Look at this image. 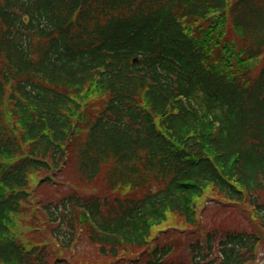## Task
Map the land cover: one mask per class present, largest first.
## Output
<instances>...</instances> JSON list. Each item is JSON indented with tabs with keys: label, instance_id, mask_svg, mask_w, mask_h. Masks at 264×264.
Masks as SVG:
<instances>
[{
	"label": "trees",
	"instance_id": "1",
	"mask_svg": "<svg viewBox=\"0 0 264 264\" xmlns=\"http://www.w3.org/2000/svg\"><path fill=\"white\" fill-rule=\"evenodd\" d=\"M261 251L264 0H0V264Z\"/></svg>",
	"mask_w": 264,
	"mask_h": 264
},
{
	"label": "rangeland",
	"instance_id": "2",
	"mask_svg": "<svg viewBox=\"0 0 264 264\" xmlns=\"http://www.w3.org/2000/svg\"><path fill=\"white\" fill-rule=\"evenodd\" d=\"M69 193H70V190H67V189H53V190H50V194L53 195L54 197H56L57 199H59L62 196H65V195H67ZM257 264H264V251L261 252V255L259 257V260H258Z\"/></svg>",
	"mask_w": 264,
	"mask_h": 264
},
{
	"label": "water",
	"instance_id": "3",
	"mask_svg": "<svg viewBox=\"0 0 264 264\" xmlns=\"http://www.w3.org/2000/svg\"><path fill=\"white\" fill-rule=\"evenodd\" d=\"M136 62H137V60L134 61V63H136Z\"/></svg>",
	"mask_w": 264,
	"mask_h": 264
}]
</instances>
